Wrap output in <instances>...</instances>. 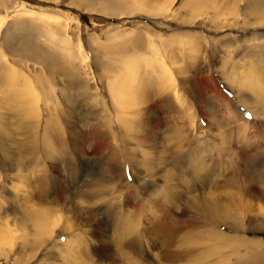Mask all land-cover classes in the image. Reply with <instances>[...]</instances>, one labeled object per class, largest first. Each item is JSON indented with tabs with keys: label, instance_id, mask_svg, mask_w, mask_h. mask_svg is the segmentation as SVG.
I'll use <instances>...</instances> for the list:
<instances>
[{
	"label": "rangeland",
	"instance_id": "1",
	"mask_svg": "<svg viewBox=\"0 0 264 264\" xmlns=\"http://www.w3.org/2000/svg\"><path fill=\"white\" fill-rule=\"evenodd\" d=\"M0 16V264H264V0Z\"/></svg>",
	"mask_w": 264,
	"mask_h": 264
},
{
	"label": "bare ground",
	"instance_id": "2",
	"mask_svg": "<svg viewBox=\"0 0 264 264\" xmlns=\"http://www.w3.org/2000/svg\"><path fill=\"white\" fill-rule=\"evenodd\" d=\"M147 2V1H146ZM21 10H23V9H21ZM26 10V9H25ZM32 12V11H31ZM29 10H26L24 13H21V14H18V12L15 10V9H10V10H8L7 11V14H10L9 16L12 18V19H20V18H24L26 15H28V16H31V13ZM107 15H115V14H111V13H108ZM1 17V16H0ZM2 18V17H1ZM0 18V32H1V29H2V26L5 24V22H3V20ZM40 21H38V23L41 25V24H43L42 26H43V30H45V31H47L48 30V28H49V24L51 23H48L47 24V22H45V20L43 19V18H41V19H39ZM59 21V20H58ZM56 23V22H55ZM58 23H60V21L58 22ZM23 25V24H22ZM11 24L10 25H8V29L9 28H11ZM48 27V28H47ZM62 28V27H61ZM40 31H42V30H40ZM7 34H8V30H6V32H5V34H4V36H3V38H4V40H5V38H6V36H7ZM0 36H2L1 35V33H0Z\"/></svg>",
	"mask_w": 264,
	"mask_h": 264
}]
</instances>
